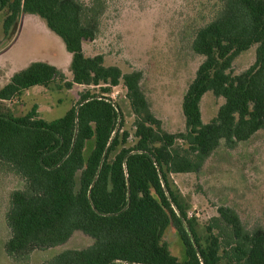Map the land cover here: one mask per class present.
Segmentation results:
<instances>
[{
  "label": "trees",
  "instance_id": "16d2710c",
  "mask_svg": "<svg viewBox=\"0 0 264 264\" xmlns=\"http://www.w3.org/2000/svg\"><path fill=\"white\" fill-rule=\"evenodd\" d=\"M223 3L220 16L199 29L193 41V51L205 59L184 97L186 132L171 134L150 109L141 72L123 74L106 66L101 55L85 56L84 41L98 32L92 9L77 0H0V12L7 11L6 36L23 14H30L60 37L72 55L68 87L123 81L137 139L111 158L129 138L124 132L120 141L116 133L123 114L112 100L90 91L52 122L39 116L38 106L22 117L0 112V164L26 182L25 189L12 193L7 214L10 255L63 245L81 231L94 240L90 247L63 251L45 264H264V230L247 231L236 211L221 207L213 221L222 232L215 234L210 224L203 244L170 183L172 174L200 172L222 141L233 148L264 131V0ZM254 45L255 64L232 74L236 56ZM58 79L66 81L56 66L32 62L0 89V102ZM208 92L225 103L205 124L201 101ZM171 224L185 246L184 261L162 243Z\"/></svg>",
  "mask_w": 264,
  "mask_h": 264
},
{
  "label": "rangeland",
  "instance_id": "374dc122",
  "mask_svg": "<svg viewBox=\"0 0 264 264\" xmlns=\"http://www.w3.org/2000/svg\"><path fill=\"white\" fill-rule=\"evenodd\" d=\"M92 9L98 32L92 41H84L87 57L103 56L106 66H117L123 74L142 73L141 88L152 113L171 134L186 132L183 101L194 81L204 57L193 51V41L199 29L214 21L223 11V0H77ZM7 11L0 12V89L13 75L32 62L42 61L56 66L65 80H56L48 88L34 87L10 101L0 102V112L14 117L28 114L38 106L39 116L47 122L62 118L90 91L109 98L123 114L124 123L116 133L129 134L126 143L111 154V158L136 145V117L133 114L123 81L116 86L88 87L72 85V55L63 41L49 30L36 15L23 14L9 36L3 29ZM257 45L236 56L232 74L240 75L256 62ZM225 99L212 92L201 101L205 124L213 121ZM183 144V142H181ZM170 183L188 220L205 244L207 227L212 224L215 234L221 233L213 218L221 207L236 211L249 232L264 230V131L251 139L229 148L225 141L204 162L198 173L170 175ZM25 180L7 165L0 164V264H45L66 250H82L94 240L81 231L75 232L63 245L46 250L34 249L29 255H10L6 243L11 237L7 214L12 193L23 190ZM176 210V207H174ZM218 225V227H217ZM185 226H189L185 222ZM219 228V229H217ZM173 256L186 259L185 246L178 228L171 224L162 236ZM225 264V263H223Z\"/></svg>",
  "mask_w": 264,
  "mask_h": 264
},
{
  "label": "crops",
  "instance_id": "0c3cea01",
  "mask_svg": "<svg viewBox=\"0 0 264 264\" xmlns=\"http://www.w3.org/2000/svg\"><path fill=\"white\" fill-rule=\"evenodd\" d=\"M37 87H40V86H37ZM34 88V87H33Z\"/></svg>",
  "mask_w": 264,
  "mask_h": 264
}]
</instances>
